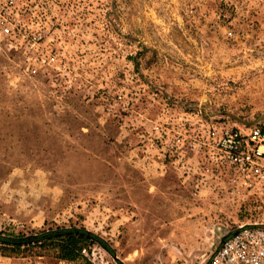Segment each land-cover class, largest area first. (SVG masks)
Returning <instances> with one entry per match:
<instances>
[{
  "label": "rangeland",
  "instance_id": "1",
  "mask_svg": "<svg viewBox=\"0 0 264 264\" xmlns=\"http://www.w3.org/2000/svg\"><path fill=\"white\" fill-rule=\"evenodd\" d=\"M19 2L42 40L0 55V235L75 227L102 241L91 264H207L258 218L199 142L264 121V0Z\"/></svg>",
  "mask_w": 264,
  "mask_h": 264
},
{
  "label": "built area",
  "instance_id": "2",
  "mask_svg": "<svg viewBox=\"0 0 264 264\" xmlns=\"http://www.w3.org/2000/svg\"><path fill=\"white\" fill-rule=\"evenodd\" d=\"M28 10L19 0H0V55L15 50L21 39L41 45L42 36L25 23ZM28 33H30L28 35ZM42 66L54 64L52 54L39 59ZM201 148L219 177H225L254 206L258 218L237 229L257 225L223 245L211 264H264V121L234 127H209L201 136Z\"/></svg>",
  "mask_w": 264,
  "mask_h": 264
},
{
  "label": "trees",
  "instance_id": "3",
  "mask_svg": "<svg viewBox=\"0 0 264 264\" xmlns=\"http://www.w3.org/2000/svg\"><path fill=\"white\" fill-rule=\"evenodd\" d=\"M96 244L92 234L82 228H59L33 235H0V255L21 256L51 253L71 264H91L85 253Z\"/></svg>",
  "mask_w": 264,
  "mask_h": 264
},
{
  "label": "water",
  "instance_id": "4",
  "mask_svg": "<svg viewBox=\"0 0 264 264\" xmlns=\"http://www.w3.org/2000/svg\"><path fill=\"white\" fill-rule=\"evenodd\" d=\"M256 228H259V226L257 225H254V226H245V227H242V228H239V229H236L235 231H233L232 233H230L227 237H225L223 240H222V243L221 245L215 250V252L211 255L210 259H209V262L207 264H211L212 263V260L216 257L217 253L219 252L220 248L225 245L228 241H230L234 236H236L237 234L243 232V231H246V230H249V229H256ZM260 228H264V226H260ZM89 233V232H88ZM91 234V233H90ZM93 235V234H92ZM94 240L96 241V243H99L101 244L102 241L101 239H99L98 237L94 236Z\"/></svg>",
  "mask_w": 264,
  "mask_h": 264
}]
</instances>
